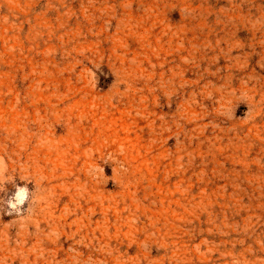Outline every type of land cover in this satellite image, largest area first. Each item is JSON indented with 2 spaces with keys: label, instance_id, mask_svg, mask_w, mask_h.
<instances>
[{
  "label": "rangeland",
  "instance_id": "1",
  "mask_svg": "<svg viewBox=\"0 0 264 264\" xmlns=\"http://www.w3.org/2000/svg\"><path fill=\"white\" fill-rule=\"evenodd\" d=\"M0 264H264V0H0Z\"/></svg>",
  "mask_w": 264,
  "mask_h": 264
}]
</instances>
